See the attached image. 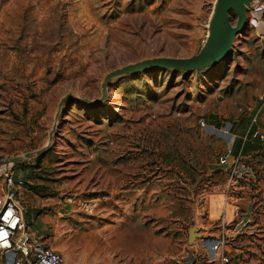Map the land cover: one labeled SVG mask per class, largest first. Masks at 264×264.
<instances>
[{
    "label": "rangeland",
    "instance_id": "1",
    "mask_svg": "<svg viewBox=\"0 0 264 264\" xmlns=\"http://www.w3.org/2000/svg\"><path fill=\"white\" fill-rule=\"evenodd\" d=\"M215 2L0 0V163L31 155L29 232L66 264H221L222 234L226 264H264V147L245 142L259 111L264 129V0L222 62L116 76L79 101L126 65L198 55ZM227 148L246 167L232 181Z\"/></svg>",
    "mask_w": 264,
    "mask_h": 264
},
{
    "label": "built area",
    "instance_id": "2",
    "mask_svg": "<svg viewBox=\"0 0 264 264\" xmlns=\"http://www.w3.org/2000/svg\"><path fill=\"white\" fill-rule=\"evenodd\" d=\"M261 100L264 108V96ZM259 112L250 120L245 142L259 143L264 147V129L257 124ZM201 126L206 127L204 121ZM219 163L222 167L229 168L231 181L239 177L246 168L241 157L236 156L232 148H227L220 155ZM26 179V172L22 170L20 163H0V264H66L60 251L29 232L26 215L19 202L20 191L26 187ZM225 224L223 221V228ZM220 240L219 250L222 251H218L217 257L221 264H226L227 243L223 234Z\"/></svg>",
    "mask_w": 264,
    "mask_h": 264
},
{
    "label": "water",
    "instance_id": "3",
    "mask_svg": "<svg viewBox=\"0 0 264 264\" xmlns=\"http://www.w3.org/2000/svg\"><path fill=\"white\" fill-rule=\"evenodd\" d=\"M252 0H216L214 10L209 21V32L207 40L198 55L191 58H158L146 60L140 63L129 64L122 68L111 71L102 85L103 98L98 101L79 99L80 102L95 106L108 97V87L111 80L116 76L130 75L139 72H148L156 69H173L181 71H199L210 68L222 62L232 49L236 36L242 33L247 24V12ZM231 11L237 15V22L233 24ZM73 98L66 96L61 103ZM41 154V152H39ZM31 157L25 155L23 158H12L9 162L21 163L24 159Z\"/></svg>",
    "mask_w": 264,
    "mask_h": 264
},
{
    "label": "crops",
    "instance_id": "4",
    "mask_svg": "<svg viewBox=\"0 0 264 264\" xmlns=\"http://www.w3.org/2000/svg\"><path fill=\"white\" fill-rule=\"evenodd\" d=\"M22 191H23V189L20 191V195H21V193H22ZM20 195H19V202H20ZM21 204V203H20ZM21 207L23 208V210H24V213H25V215H26V221H27V223H28V215L26 214V211H29V210H31V209H27V210H25V208L21 205ZM34 211V210H33ZM32 210L30 211L31 212V214L32 213H34ZM34 217H35V219L36 220H38V219H40L42 216H40L38 213H36V215H34ZM224 217H226V213H225V215H224ZM46 218H50V217H48V216H46V217H44V219H42L41 220V223H42V227H44V228H46V231L45 232H49V228L51 227V225H49V224H51V219L48 221ZM28 225H29V223H28ZM29 230H30V226H29ZM31 234V233H30ZM32 235V234H31ZM33 236V235H32ZM36 236H37V238L38 239H40V240H43V242L45 243V244H47L48 246H50V247H52L53 249H56V250H58V248H56V247H53V244L51 243V241H50V239L49 238H46V237H43V236H40L39 234H36ZM48 237V236H47Z\"/></svg>",
    "mask_w": 264,
    "mask_h": 264
},
{
    "label": "trees",
    "instance_id": "5",
    "mask_svg": "<svg viewBox=\"0 0 264 264\" xmlns=\"http://www.w3.org/2000/svg\"><path fill=\"white\" fill-rule=\"evenodd\" d=\"M233 13H235V12L231 11L230 15H232ZM249 124H250V121H249ZM249 124H248V126H249ZM248 126H247V128H248ZM247 128H246V130H247Z\"/></svg>",
    "mask_w": 264,
    "mask_h": 264
},
{
    "label": "bare ground",
    "instance_id": "6",
    "mask_svg": "<svg viewBox=\"0 0 264 264\" xmlns=\"http://www.w3.org/2000/svg\"><path fill=\"white\" fill-rule=\"evenodd\" d=\"M216 3V2H215Z\"/></svg>",
    "mask_w": 264,
    "mask_h": 264
}]
</instances>
